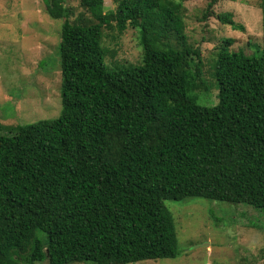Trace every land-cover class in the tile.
<instances>
[{
	"label": "trees",
	"instance_id": "trees-1",
	"mask_svg": "<svg viewBox=\"0 0 264 264\" xmlns=\"http://www.w3.org/2000/svg\"><path fill=\"white\" fill-rule=\"evenodd\" d=\"M119 1L115 18L105 0H79L77 16L65 0H45L64 21L62 110L0 124V264L175 259L166 201L264 210V0L262 46L252 55L233 51V39L220 47L213 107L198 102L209 88L201 52L187 44L183 1ZM217 18L245 31L231 14ZM117 25L138 29L140 65L106 68L103 30Z\"/></svg>",
	"mask_w": 264,
	"mask_h": 264
},
{
	"label": "rangeland",
	"instance_id": "rangeland-1",
	"mask_svg": "<svg viewBox=\"0 0 264 264\" xmlns=\"http://www.w3.org/2000/svg\"><path fill=\"white\" fill-rule=\"evenodd\" d=\"M176 1H183L187 44L200 50L203 60L202 77L209 91L198 90V102L213 107L219 95L213 70L220 47L225 39H233V51L252 55L262 46L263 0H217L211 13H207L210 0ZM119 2L105 0V12L120 17ZM65 4L76 16L82 12L79 0ZM223 13L231 14L245 31L222 25L217 17ZM63 22L48 15L45 0H0V124H33L60 115ZM103 31L108 70L141 64L138 29L128 26L121 31L117 25ZM171 42L176 46L175 37ZM165 205L175 221L179 256L137 264H264V210L203 198Z\"/></svg>",
	"mask_w": 264,
	"mask_h": 264
}]
</instances>
